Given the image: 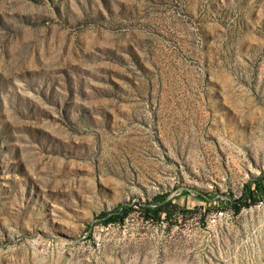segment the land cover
I'll use <instances>...</instances> for the list:
<instances>
[{"label": "rangeland", "instance_id": "obj_1", "mask_svg": "<svg viewBox=\"0 0 264 264\" xmlns=\"http://www.w3.org/2000/svg\"><path fill=\"white\" fill-rule=\"evenodd\" d=\"M0 264H264V0H0Z\"/></svg>", "mask_w": 264, "mask_h": 264}, {"label": "trees", "instance_id": "obj_2", "mask_svg": "<svg viewBox=\"0 0 264 264\" xmlns=\"http://www.w3.org/2000/svg\"><path fill=\"white\" fill-rule=\"evenodd\" d=\"M152 214H153V215H155V214H156V212H155V211H152Z\"/></svg>", "mask_w": 264, "mask_h": 264}]
</instances>
